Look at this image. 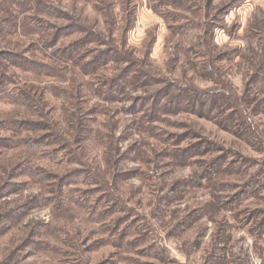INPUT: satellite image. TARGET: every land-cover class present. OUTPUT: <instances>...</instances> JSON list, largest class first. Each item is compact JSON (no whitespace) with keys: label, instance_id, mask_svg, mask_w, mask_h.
Here are the masks:
<instances>
[{"label":"clouds","instance_id":"clouds-1","mask_svg":"<svg viewBox=\"0 0 264 264\" xmlns=\"http://www.w3.org/2000/svg\"><path fill=\"white\" fill-rule=\"evenodd\" d=\"M4 0H0L3 4ZM36 0H33L35 4ZM194 4L191 19L197 23L189 25L191 28L187 38L172 36L169 34L167 41L163 44V51L159 58L150 59L148 56V41L153 39L156 30H141L140 39L133 44H125L119 31L115 38L108 24V17L100 12L92 11V5H88V12H84L83 0H44L50 8L62 9L70 17L69 20L59 23L85 24L93 33H98L100 41L87 45L80 49L71 59L58 64V79L44 80L43 85L57 84L65 89L61 98H54L51 88L37 87L34 99L39 106V113L29 116V110H23L17 103L3 102V109L0 111V120H21L26 118L43 119L49 126L48 130L55 132L59 141L54 147L59 148L61 144L67 147L54 159L46 163L44 167L47 171L57 174V179L72 168L79 167L85 171L79 175L78 181L71 189H65V197L72 201L84 199L83 189L89 187L100 188L96 196L102 199L99 206L93 213L91 205H96V196L90 201L89 208L83 213L74 212L69 219L71 228L67 232H60L57 239L64 244L71 246V252L67 256L63 252L56 253L54 250L39 257H33L35 264L40 261L49 264H88L89 257L82 252L84 245L79 241L88 234L91 229H99L105 223H111L115 217L108 220H98L100 213L110 208L113 203L119 202L121 205H128L131 202L136 213L143 217L140 231L136 235H141L143 231L151 233L152 238L149 243L156 245L155 250H160L163 245L160 237L164 236L175 224L172 215L167 217L153 218L154 210L160 198L169 193L172 184L177 180H189L199 178L212 157L187 159L182 164L175 161L173 155L158 156L160 153H175L178 149L189 147V141L176 145L172 139L165 140L171 132H187L189 128L206 135L203 129L194 122L189 123V127H174L167 118L161 119L155 127L147 121L145 113L153 110L156 102L157 89L163 88L164 84L154 87L144 86L147 78L152 75H162L166 77L165 83L178 85L176 91L186 90L190 96L184 103L188 104L194 96H200L202 101L211 105L212 99L224 93L226 95L229 110H235L238 121L247 126L251 125L255 137L264 143V120L254 117L252 109L260 103H264V88H255L251 92L246 90V85L257 67L264 63V0H215V4L209 14L205 17V0H190ZM145 6H150V0H144ZM246 10L245 26L239 35H232V25L240 20V10ZM231 10L232 16L228 17L225 23V12ZM18 10L13 8L8 11L0 10V26L10 27L4 24L5 18H11ZM30 16L36 15L34 10ZM126 15L125 12L120 13ZM183 22V21H182ZM124 21L121 20V24ZM163 27L165 22L161 21ZM171 24L172 21H167ZM29 29L38 35L28 36L22 40L19 32L15 39L9 38L0 41V48L13 52H23L29 59L40 58L46 63H53L57 56V49H63L70 45L72 40L81 39L88 35V32H81L76 36L63 38L53 47H46V43L52 39L55 28L43 31L34 22L29 25ZM220 32L227 33L223 38L214 39V34ZM19 41V43H17ZM28 43H34L40 48V56L34 57L31 52H24ZM89 49H92L90 52ZM101 49L109 51L103 53L109 62L94 73L85 74L88 62L101 54ZM221 54L231 60L237 57L234 62L221 63ZM176 56H182L178 73L175 64L171 63ZM199 57V59H197ZM124 59V63H116V59ZM126 58V59H125ZM135 64V68L129 75V80L135 79L136 83H128L122 86L118 93L119 100L116 103H108L105 97L111 91V84L114 78L124 70L129 64ZM0 65V71H3ZM12 69L8 74L15 72ZM206 78L212 83L204 89L193 86V81L199 78ZM25 84L39 85L41 82L35 77L24 78ZM63 82V83H61ZM46 93L44 96L40 92ZM12 96L19 94V88H10ZM139 98V99H137ZM174 96L165 97L160 103V107L169 105ZM134 104L145 105L144 112L134 114L131 108ZM53 109L52 114L47 113V109ZM89 109H94L98 113V118L90 116ZM141 123L143 126L138 127ZM259 129V130H258ZM0 135L11 137L14 141L21 143L23 147L14 153L8 154L3 163L5 169L20 160H29L35 164L48 160L44 155L45 150L35 145V138L39 133L27 131H17L16 128L0 131ZM83 138V143H76ZM191 143H194L192 141ZM131 147H139L140 153L130 162H123L124 157ZM77 157L79 162L69 164L71 157ZM224 167H227L225 164ZM259 167V165H257ZM132 169L139 170L135 178L120 185L116 181L118 174ZM253 172L255 169L252 170ZM39 175L28 176L25 179L29 183L28 190L23 194V198L32 195L39 196L43 193L46 196L57 195L55 182H42ZM252 173L240 177H225L217 175L212 180H205L201 193L194 199L186 200L182 204L173 205V209H180V217H183L193 208L204 207L205 205L223 204L229 198L230 193L224 192L220 184L224 180H237L241 185L247 181ZM7 179V171L0 170V184ZM143 190L145 203L140 204L141 198L138 194ZM19 196L7 197L6 208H14L23 202ZM253 207L264 208V202L245 201L239 208L221 211L219 215L209 216L200 221L197 229L192 230L195 237L198 229L207 232L209 237L214 239L216 228L221 224L235 228L240 239L236 240L227 249L229 264H264V239L255 235H245L249 226L243 225V216L248 214V210ZM241 209L245 211L237 219V214ZM126 212H117L115 215H124ZM179 218V217H178ZM44 221L52 224L54 217L51 213V206L45 201V210L33 213L28 218V223ZM96 221V222H92ZM83 231V236H78L79 231ZM26 235V232H25ZM106 235V234H105ZM133 237H129L132 239ZM20 241L17 240L16 243ZM176 246L181 252L188 246L187 239L176 241ZM213 249L206 248L202 254L206 256ZM117 251L116 249H106ZM7 258V251L0 255V264ZM99 258V257H98ZM116 259V257H113ZM19 264H25L19 261ZM124 264H129L125 261ZM189 264H192L189 261ZM200 264H203L201 260Z\"/></svg>","mask_w":264,"mask_h":264},{"label":"rangeland","instance_id":"rangeland-1","mask_svg":"<svg viewBox=\"0 0 264 264\" xmlns=\"http://www.w3.org/2000/svg\"><path fill=\"white\" fill-rule=\"evenodd\" d=\"M83 2L85 13L89 10L87 6L92 5V11L106 15L113 38L116 37L119 31V35L125 44L131 45L138 41L141 30L151 31L155 29L153 39L148 41V56L150 59L160 57L163 44L167 41L169 34L187 38L191 31L189 25L197 23L196 20L191 19L194 4L190 0H150V6L147 7L144 0H83ZM214 4L215 0H205L203 5L205 17L211 12ZM236 7L241 14L239 22H234L232 25L233 36L239 35L245 26L246 10L240 8L239 5H236ZM13 8L17 9L18 13L13 14L11 18H5L4 24H10V27L0 26L5 28V30L0 29V41L9 38L15 39L17 32H19L22 40H26L28 36L38 35L37 32L29 29L31 19L43 21L44 28L46 27L47 30L50 28L56 29L53 33L56 35L54 45L63 38L79 34L77 31L70 32L72 29L69 27L75 21L59 23L70 19L62 9L51 8L56 14L46 15L45 12L51 11L44 0H36L35 4H33V0H4L3 4H0V10L8 11ZM34 10L36 15L30 16L29 13ZM122 12H125L126 15L121 16L120 13ZM232 15L231 10L225 12V23H228V17ZM121 20L124 21L123 24H121ZM161 21L165 22L163 27ZM167 21H172V23L168 24ZM78 24L88 28L85 24ZM226 35L227 33L220 32L218 35L214 34L213 38H223ZM73 41L75 40L71 42ZM94 42H99V40L86 42L82 44L80 49ZM53 44L50 43L48 47ZM24 52H31L34 57L40 56V48L34 43H28ZM67 58L57 55L53 59V63L49 64L44 59H29L23 52H13L0 48V65L3 66L2 74L5 75L0 81V111L3 109V102L8 101L9 103H17L22 110L26 107L29 110V116L38 114L39 106L34 99L37 87L51 88L55 94L54 98H61L65 89L59 83L43 85L42 81L58 79V64L67 60ZM182 58V56H176L171 62L175 64L177 73ZM236 59L237 57H232L229 60L225 54H221L220 62L230 63ZM105 62L102 61L94 70L85 71V74L94 73L95 70L98 71L106 65ZM12 69L16 71L9 75L8 73ZM25 76L35 77L41 84L26 85L23 79ZM152 76L154 81L149 80ZM152 76H149L150 78L146 80L144 86L154 87L158 84H164L165 86L157 89L153 110L145 113L147 121L155 127L161 119L167 118L174 127L178 128L189 127V123L194 122L206 133L202 136L201 132L192 128H189L187 132H171L165 138L166 141L176 137L172 140L174 144L179 145L189 141V147L178 149L175 153H160L158 156L162 158L163 156L173 155L178 164L193 158L202 160L204 157L211 156L212 159L199 178L175 181L169 189V193L157 202L153 218L167 217L171 214L176 221L173 227L164 236L160 237V243L163 245L160 250H155L156 245L149 243L152 238L150 232L143 231L141 235H136L140 231L143 217L136 213L131 202L128 205H121L117 201L96 218V221L108 220L109 217L114 216L115 219L111 223H105L99 229L89 230L86 236H83L82 230L77 233L78 236H83V239L79 241L81 245H84L82 252L89 257L88 264H124L125 261L129 264H189V261L192 264H200L201 260H203V264H229L227 249L234 241L240 239L235 228L230 229L229 226L221 224L215 230L214 239L210 238L208 233L202 229H198L197 234L193 237L192 230L197 229L198 223L207 217L219 215L224 210L239 208L245 201L264 202V143H261L255 137L251 125L241 124L235 110H229L230 105H228L224 93L214 97L211 105L203 102L198 95L192 97L190 103L185 104L184 101L191 95L190 92L186 90L176 91V88L171 90L167 87L168 84L165 83L166 77L159 74ZM211 83V81L202 77L194 80L193 86L204 89ZM119 85L117 88H113L105 97L108 103L118 102V93L122 90V86L126 84L120 83ZM10 88H19V94L12 96L9 93ZM255 88H264V63H261L256 71L252 73L246 85V90L249 92ZM22 94L25 95L27 103H24V100L21 99ZM45 94L43 91L40 92L41 96ZM169 96L176 97L162 109L160 103L165 97ZM198 97L200 98L198 99ZM144 108L145 105L134 104L131 111L134 114H139L144 112ZM52 111L51 108L47 109L49 115L52 114ZM88 114L98 118V113L94 109H89ZM252 114L254 117H260L261 120H264V103L257 104L252 109ZM137 126L142 127L143 125L138 122ZM9 128H16L17 131L39 133L40 135L35 138L34 143L37 147L45 150L44 155L48 160L35 165L32 161L20 160L15 162L10 169H5L3 163L5 157L16 152L23 145L14 141L11 137L0 135V170L7 171V179L0 184V187L7 186V188L5 187L6 193L0 195V255L7 251V258L3 261V264H19L21 260L25 264H35L33 257H39L53 250L56 253L63 252L67 256L71 252V246L58 240V234L62 231H69L72 226L69 218L73 216L74 212H85L90 206L92 197L96 196V193L101 189L96 187L83 189L84 199L82 200L72 201L66 198L65 189H71L85 169L72 168L57 179V174L47 171L44 165L59 155L67 145L61 144L59 148L54 147L58 143L59 137L55 132L48 130L49 126L43 119L0 120V131ZM192 141L194 143H191ZM75 142L83 143V138ZM139 153L140 148L138 146H130V151L126 153L123 162L132 161ZM78 162L79 160L75 156L68 161L69 164ZM225 164L227 167H224ZM253 169H255L254 172ZM138 171L132 169L119 173L116 183L120 185L127 183L135 178ZM40 172L44 173L41 176L42 182H55L57 195L53 197L41 193L39 196L32 195L23 198V194L29 187L25 177L39 175ZM249 173H252V175L242 185L237 180H224L220 184L222 191L230 193L229 198L224 200L222 205L213 204L193 208L191 212L183 217H180V209H173L172 207L197 197L201 193L206 179L212 180L217 175L240 177ZM5 182H8V184H4ZM138 195L141 197L138 202L144 204L143 190ZM10 196L22 197L23 202L14 208H6L7 197ZM102 199L104 198L96 196V205H91L93 213H95ZM45 201H47L48 206H51V213L54 217L53 223L48 224L42 220L34 224L31 221L26 223L33 213L45 210ZM52 201L60 206L56 208L55 205H52ZM244 211L245 209H241L240 213L237 214L238 220ZM117 212H126V214L116 216ZM242 219L244 226H251L248 233L245 234L246 236L255 235L257 238L264 239V208L253 207L248 210V214L243 216ZM129 237L133 238L129 239ZM181 239H187L188 241V246H186L184 252H181L176 246V241ZM17 240L20 242L16 243ZM207 247L213 250L203 256L202 254ZM109 248L117 251L106 252L105 250ZM113 257H116V259H113ZM39 264H49V262L40 261Z\"/></svg>","mask_w":264,"mask_h":264},{"label":"trees","instance_id":"trees-1","mask_svg":"<svg viewBox=\"0 0 264 264\" xmlns=\"http://www.w3.org/2000/svg\"><path fill=\"white\" fill-rule=\"evenodd\" d=\"M46 9V8H44ZM51 12H45L46 15H51V14H56L53 10H51V8L49 7L48 8ZM48 11V10H47ZM57 13H59L58 11H56ZM32 22L31 23H35L37 26H39V28L43 31H47V28L45 27L44 28V22L43 21H38V20H35V19H31ZM47 25V24H46ZM70 29V32L71 31H77L78 33L80 32H88V35L86 37H83L79 40H75L73 42L70 43L69 46H67L66 48H63V49H57V55H61V57H68V59H71L72 55H74L77 51H79V49L82 47V44H85L86 42H91V41H95V40H99L100 41V38H99V34L98 33H93L91 32L88 28H84L83 26H80V24H78L77 22L73 23L72 25H70L69 27ZM1 30H5V28H1ZM59 31V30H58ZM56 35L53 34L52 36V39L50 41H48L46 43V47H48V45L53 44V43H56ZM53 40V42H52ZM55 40V41H54ZM54 44L51 46L53 47ZM89 51L91 52L92 50L89 49ZM109 50L108 49H101V54H98L96 57H94V59L90 62L87 63L86 65V68H85V71L87 70H94L96 69L99 64L102 62V61H106L105 64H107L109 62V59L103 54V53H106L108 52ZM126 59V58H125ZM26 60V59H25ZM116 63H124V59H121V58H117L116 59ZM135 64H129L124 70H122L116 78L113 79L112 81V84H111V90L114 88H117L118 86H120L119 84L120 83H123V84H128V83H134L136 80L135 79H132V80H129V75L131 73V71L133 70ZM96 71V70H95ZM91 73V72H90ZM4 74H2V71H0V81L2 80V78H4ZM150 78V77H148ZM147 78V79H148ZM153 76L149 79L151 81H154L153 80ZM163 79V78H162ZM167 87L171 90L176 88L177 89V85L175 84H172V83H167ZM23 95V94H22ZM27 96V94H26ZM176 97V96H175ZM28 98V97H27ZM200 97H198L199 99ZM21 99L24 100V103H27V100L25 98V95H23L21 97ZM28 100H30L28 98ZM200 101V100H199ZM30 123V122H29ZM53 137V136H52ZM61 146V145H60ZM38 171V170H37ZM43 180H44V177H43ZM4 184H8V182H5ZM3 184V185H4ZM7 186H1L0 187V195H3L6 193V188ZM51 201V200H50ZM53 202V201H52ZM52 205H55L56 208H58L60 205L59 204H56L55 202H53Z\"/></svg>","mask_w":264,"mask_h":264}]
</instances>
